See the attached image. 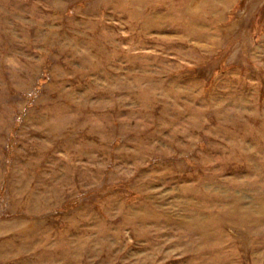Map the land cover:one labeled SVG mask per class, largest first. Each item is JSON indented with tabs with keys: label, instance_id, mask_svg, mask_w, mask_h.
Returning <instances> with one entry per match:
<instances>
[{
	"label": "rangeland",
	"instance_id": "374dc122",
	"mask_svg": "<svg viewBox=\"0 0 264 264\" xmlns=\"http://www.w3.org/2000/svg\"><path fill=\"white\" fill-rule=\"evenodd\" d=\"M0 264H264V0H0Z\"/></svg>",
	"mask_w": 264,
	"mask_h": 264
}]
</instances>
